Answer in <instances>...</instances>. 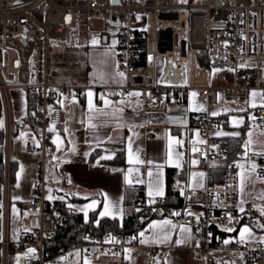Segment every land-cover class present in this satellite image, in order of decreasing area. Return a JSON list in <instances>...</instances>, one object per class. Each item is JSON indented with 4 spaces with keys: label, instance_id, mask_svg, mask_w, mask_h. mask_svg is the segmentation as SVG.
<instances>
[{
    "label": "built area",
    "instance_id": "built-area-1",
    "mask_svg": "<svg viewBox=\"0 0 264 264\" xmlns=\"http://www.w3.org/2000/svg\"><path fill=\"white\" fill-rule=\"evenodd\" d=\"M89 19L104 22L105 28L98 33L99 45L115 47L116 64L125 79L114 85L49 80L50 36L67 39L71 31L86 25ZM22 57H27V78L20 81L17 76L23 67ZM138 57H145L147 62L139 63ZM197 57L207 61L209 67L228 69L230 84L220 88L210 85L209 68L200 65ZM1 67L13 76L14 82L5 80ZM10 87L29 90L39 123L38 146H27L29 150L37 148L40 153L36 181L28 197L19 201L20 209L28 212L29 217L37 215L38 223L22 231L17 241H13L9 233L13 135ZM89 88L98 94L135 90L141 93V105L179 104L181 96L186 94L183 124L175 127L185 129L188 142L200 149L196 154L206 175L203 187L184 188V199L188 205L199 208L193 207L190 212L203 215L199 224L187 212L172 216V222L174 225L188 223L199 229L200 243L194 253L204 255L205 264H212L209 252L213 249L239 251L243 253L245 264H264V243L225 245L222 241H212L209 235L211 224L223 225L229 214L233 218L236 215L239 169L235 165L239 159H244V149L242 143L236 150L238 160L230 159V139L216 135L229 124L230 118L224 113L212 116L208 111V104L218 99V89L223 98L233 101L247 99L250 91L264 92V0H109L107 3L98 0H0V97L4 112L0 264L51 263L54 255L46 250V240L62 223L66 212L73 213L74 209L62 201L47 199L48 140L56 133L49 132L48 128L55 125L57 130L62 122L59 93L69 98L74 93L77 97ZM192 92L197 96L193 97ZM175 99L178 102L173 103ZM199 105L203 106L202 110H191ZM261 105H264V98L253 109L263 136L261 146L254 148L257 152L264 147V107ZM199 112L203 113L199 122L191 125L190 117ZM197 132L199 137L195 135ZM147 135L150 137L152 133ZM199 140L205 143L200 144ZM251 161L258 165L257 172L264 177L261 171L264 170V156L251 155ZM218 164L225 165L224 181L221 185H213L210 167ZM61 178L69 180L71 174L64 172ZM140 187L144 189L143 185ZM146 200L142 190L135 203ZM244 207L247 212L257 210L251 203ZM138 234L119 235L114 241L106 235L88 234L86 242H76L71 247L79 249L83 256L90 254L88 245L94 246L95 251L116 255L127 246L142 244ZM12 246L20 252L15 257L11 256ZM27 247L35 249V253L28 254ZM154 253L151 249L150 254Z\"/></svg>",
    "mask_w": 264,
    "mask_h": 264
},
{
    "label": "crops",
    "instance_id": "crops-1",
    "mask_svg": "<svg viewBox=\"0 0 264 264\" xmlns=\"http://www.w3.org/2000/svg\"><path fill=\"white\" fill-rule=\"evenodd\" d=\"M107 84L114 85L118 83L114 82ZM94 92L98 94V92ZM128 92L137 91L131 90ZM9 95L12 107V118L15 126L11 139L12 192L9 233L10 238L13 241H17L22 231L38 223L37 215L33 214L29 217L28 212L20 209L19 201L28 197L32 186L35 184L40 153L37 148L33 150L27 149L28 145H37L38 133L32 124L25 120L27 115L26 92L21 87H10ZM64 97L66 96L61 97L64 103V107L62 108V122L56 130L63 141L61 150L57 151L56 145L52 143L56 133L51 137L48 146L46 165L48 181L46 185V194L49 201H62L67 206L71 205L74 212L82 214L86 219L88 215L85 217L84 213L78 209L84 208L90 204L93 199L98 201L94 210H96L98 217H101L99 213L103 211L105 195L111 201H117L120 197H123L119 206L124 209V215L132 213L136 206V187L141 189L140 185H143L144 189L142 190L147 196L149 179L147 176L149 167L147 161L152 160L155 163L164 161L169 135L172 138H179L184 141L183 147L180 149L184 155L182 168H180V176L178 177L179 186L184 188L188 186L199 187L191 179V173L196 171L203 172L200 157L192 152L193 147L187 140L186 130L175 127L177 124L174 122H181L182 120L167 117V114L177 113L178 110L161 112L153 108H148V105H141L139 97L128 98L126 95L124 97L111 96L110 99L113 101L121 98L131 99L133 101L131 106L125 107L122 115L124 121L129 125L135 124L136 127L132 131H129L128 127L117 126L119 122L113 119L103 128L89 129L87 126L86 97L77 96V104L70 103L71 97H68V99H64ZM137 100L139 101L138 109L135 107V101ZM98 106H102V102H100ZM0 120L3 121L4 126V112L1 97ZM65 121H67V124H65ZM81 121H83V123H81ZM139 125H143V127ZM65 127L70 130L71 134L63 131ZM2 128H0V130ZM133 132L139 135H133ZM148 132H151L152 136L149 137L147 135ZM228 132H232V130H227V133ZM245 133L243 127L244 141H246ZM108 137H112L113 139H108ZM129 137H131V150L129 149ZM120 145L124 147V164L111 163L107 159H102V157H112L115 149ZM73 148H75V152L72 151ZM137 150H139V152H137ZM85 153H88V155H85ZM137 154L140 159L145 161V164L138 166L140 169L139 173L133 172L134 183L132 186H129L125 183L124 175L128 169L137 167L129 164L130 155L135 159ZM192 159L199 160V164L191 165L190 161ZM248 162L249 161L245 159L238 160V163ZM21 166H23L22 173ZM154 170L153 168V171ZM64 172H69L71 174L69 180L61 178V174ZM18 174H20L19 178ZM137 175H139L144 183H135V177ZM202 183H204V180ZM247 190L259 193L264 191V184L257 181L254 187ZM49 197H52V199H49ZM240 199L241 197L238 193V203ZM247 203L253 205L252 200H249ZM261 203L263 206L264 201L255 200L256 205L259 206ZM13 207L17 210L16 214L13 212ZM91 211L93 210H89L88 214ZM105 217L112 218V216ZM171 217V215H164L152 218L147 222L145 229H147L148 225L153 221H161L163 219H170L172 221ZM116 218L120 219L121 217L117 215ZM182 224L191 227L192 232L190 235L192 239L186 244L177 245L174 241L181 238L179 225ZM223 225L227 227L229 221H226ZM244 225L246 224H242L238 228L237 233ZM1 226L2 192L0 180V238ZM176 226V229L172 232L171 240L166 244L150 243L135 246L130 245L116 255H107L103 252L95 251L87 256H83L77 248L68 247L54 255L50 264H86V262H88V264H205V256H197L194 253V248L197 247V241L200 243L198 228L184 222ZM237 233L235 235H229L225 239L234 238L237 236ZM253 233L257 239L250 243L256 244L259 241V237L264 236V232H258L253 229ZM148 235H151V233L147 231L146 236ZM26 249L28 251V249L31 248L27 247ZM126 249H130L131 251H126ZM151 249L155 250V253L152 255L150 254ZM18 253L20 252L18 251ZM239 253L241 252L235 250L213 249L209 252V258L212 264H233V262H235V264H245L244 256L243 259H241Z\"/></svg>",
    "mask_w": 264,
    "mask_h": 264
},
{
    "label": "snow or ice",
    "instance_id": "snow-or-ice-1",
    "mask_svg": "<svg viewBox=\"0 0 264 264\" xmlns=\"http://www.w3.org/2000/svg\"><path fill=\"white\" fill-rule=\"evenodd\" d=\"M183 2H186V0H183ZM99 41L96 38H93L91 41V44L93 46L97 45ZM107 55V54H106ZM240 67H245V65H241ZM216 71H219V69H216ZM98 79L100 83L107 84L109 80H114L116 83L121 84L123 80L125 79L123 72H116L114 75H108L107 77L103 72H98L93 77V83L95 80ZM83 95L87 99V126L89 129H100L105 127L109 124L111 120L118 121V125L120 127H128L129 131H132L136 125L132 124L129 125L126 121H124L123 112L126 106H131L133 104V101L131 99H119L116 101H113L110 99L111 96H120L124 97L125 95L128 98L133 97H139L141 93L139 92H128V93H102L97 94L95 93L91 88H89ZM191 95L193 97L197 96L196 92H192ZM59 96H63V93H59ZM71 100L70 103L77 104L78 100L76 99V96L74 93L70 94ZM257 96H260L261 98H264V92H257L252 91L250 93V98H252L249 103L251 107L255 108L257 105L254 103V98ZM64 99H68V97H64ZM102 102V106H98V103ZM58 103L60 104L61 108L64 107L63 100H58ZM135 107L139 108V101H135ZM261 107H264V105H261ZM203 106H193L191 110H202ZM212 116L218 115L217 112H212ZM252 119H255V117H251ZM243 118H234L233 119V126H240L243 124ZM83 123V121H81ZM147 123V122H145ZM183 123V121H181ZM65 124H67V121H65ZM140 127H143V125H139ZM3 127V121L0 120V128ZM49 132H56L55 125H52L48 128ZM65 133H70V130L65 127L63 129ZM133 135H139L138 133L133 132ZM167 135V134H166ZM197 137H199V132L195 134ZM216 135L219 136H232V137H238L240 134L238 132L233 133H227V132H218ZM251 132L248 133L249 139L243 142V158L246 161H249L248 163H236V168H238L240 171L237 173V190L241 197L237 208L240 213H245L246 209L244 207L245 203H247L249 200H252L253 207L257 209L261 217H264V206H258L255 204V200L264 201V191H261L259 193H254L252 191H248L247 189L254 187L257 181H259L261 184H264V177H262L260 174H258L257 169L258 165L251 161V155H262L264 156V147L261 148L259 152L254 150L253 147V140L251 139ZM23 136V134H22ZM108 139H113L112 137H108ZM200 144L205 143L203 140L198 141ZM52 143L56 145L57 151L61 150V145L63 143L60 134L56 132L55 138L52 140ZM184 141L179 138H172L170 135L168 136V145H167V151L165 154V159L161 163H155L152 160L147 161V165H149L147 170V176H148V185H147V196H148V204L153 205L158 202V200H162L165 196V182H164V169L165 167H175V168H182L183 163V155L184 153L180 151V149L183 147ZM38 146V142H37ZM215 147V146H213ZM129 149L131 150V137H129ZM73 152H75V148L72 149ZM139 152V150H137ZM193 153H199L200 149L193 146L192 148ZM251 154V155H250ZM85 155H88V153H85ZM203 155V153H201ZM111 157H102V159H110ZM206 158V157H205ZM129 164L135 165L137 167L130 168L125 172L124 180L125 183L129 186H132L134 183L133 179V172L139 173L140 169L138 166H142L145 164V161L139 158V155L137 154L136 158L133 159L130 155L129 158ZM191 165H198L199 160L192 159L190 161ZM153 168L155 169L153 171ZM264 171V170H261ZM23 172V166H21V173ZM18 174V178H19ZM204 172H193L191 173V179L200 187H203L202 181L205 178ZM135 183L136 184H142L144 181L140 179L139 175L135 177ZM177 185L179 186V181H177ZM19 186V185H17ZM181 194L184 193V188H180ZM49 199H52V197H49ZM62 199V198H61ZM123 200V197H120L117 201H111L107 198L105 195V203L103 207V211L99 213L101 217L104 216H112L113 219L119 215L121 218L123 217L124 209L121 208L120 201ZM98 201L93 199L90 204L85 206L84 208L78 209L79 211L83 212L85 217L88 215L89 210H94L97 206ZM71 207V205H69ZM153 211H159L158 209L153 208ZM16 209L13 207V212L16 214ZM136 211H140V209H136ZM170 215L172 216H180V212H172ZM187 215L194 216L197 223L200 222V217L203 214L196 215L192 212H187ZM233 217L231 214L228 215V221L229 224L233 223ZM239 222L238 220L236 221ZM258 227L261 229H264V223L257 222ZM176 225L172 223L170 219H163L161 221H153L148 225V228L145 231H148L151 233V235L146 236L145 231H141L138 234L140 243L142 244H150V243H157V244H166L171 240L172 232L176 229ZM199 230V229H197ZM25 231H28V229H25ZM223 231L232 233L236 232L237 230L234 227H225ZM179 232L181 234V238L174 241L177 245L186 244L190 239H192V236L190 235L192 232V229L188 225H179ZM211 235V234H209ZM132 239H137V237H132ZM257 239L253 233V229L249 227L248 225L242 226L237 236L234 238H228L224 239L222 241L223 244L229 245L232 243H236L239 245H246L250 243L251 241ZM259 242L264 243V236L259 237ZM199 242L197 241V246ZM35 249H28V254H34ZM126 251H131L130 249H126ZM239 256L241 259H243V253H239ZM88 264V262H86ZM235 264V262H233Z\"/></svg>",
    "mask_w": 264,
    "mask_h": 264
},
{
    "label": "trees",
    "instance_id": "trees-1",
    "mask_svg": "<svg viewBox=\"0 0 264 264\" xmlns=\"http://www.w3.org/2000/svg\"><path fill=\"white\" fill-rule=\"evenodd\" d=\"M22 42L23 39L20 38ZM23 67L21 72L17 76L18 80L23 81L27 78V57H22ZM197 61L200 65L208 66L207 61H204L202 57H197ZM139 63H146L145 57H138ZM26 92L27 97V115L25 120L32 124L34 129L39 130V123L37 121L36 115V106L33 95L29 92L27 88H23ZM84 95L80 96L83 97ZM178 102V99H175L173 103ZM185 102H186V94L184 93L181 96V102L178 105H182V109L177 113H185ZM176 113V112H175ZM229 117L228 113H224ZM203 115V113L199 112L192 115L189 119V123L191 125H196L199 122V118ZM14 123H13V133H14ZM241 128L238 133L240 134L238 137L227 136L230 139L232 153L230 155V159L238 160L236 155L237 148L243 143V126H238ZM224 129L232 130L235 132L234 126L229 122L228 125L225 126ZM3 139L4 132L3 128L0 130V180H2V162H3ZM51 139V138H50ZM50 139L48 140V146ZM97 152V151H96ZM95 152V153H96ZM47 157H48V148H47ZM111 163L116 164H124V147L120 145L115 149L114 155L107 159ZM180 170L175 167H165V196L158 204L149 205L146 200L144 203L136 204L135 209L132 213L124 215L122 218H110V217H98L96 210L91 211L88 214V217L85 219L82 214L78 212L67 213L65 214V218L60 225L55 228L54 234L47 238L46 240V250L51 251L53 255L58 254L64 248L71 247L74 243H83L86 242V236L88 234H93L96 236L106 237L110 241H114L117 239L119 235H129L135 236L142 229L145 228L147 222L155 217H161L164 215H170L172 212H180L186 213L189 212L193 205H188L184 199V193L181 194L180 188L181 186L177 185L178 177L180 176ZM211 172V182L213 185H221L224 181V172L225 165L218 164L210 167ZM184 188V187H183ZM142 194V189L136 187L135 196H139ZM56 202V201H54ZM158 209L159 211H153L152 209ZM196 210H199L198 207H194ZM136 209H140V211H136ZM172 216V215H171ZM239 221L238 223L236 221ZM264 223V217H261L257 210L253 212H245L240 213L238 209L236 210V215L233 219V224L236 225V230L242 225H249L251 228L258 232H264V229L258 227L257 222ZM225 228L222 224H211V239L212 241H223L229 235H235L236 232L228 233L223 231ZM18 254V250H16L13 246L11 247V256L15 257Z\"/></svg>",
    "mask_w": 264,
    "mask_h": 264
},
{
    "label": "rangeland",
    "instance_id": "rangeland-1",
    "mask_svg": "<svg viewBox=\"0 0 264 264\" xmlns=\"http://www.w3.org/2000/svg\"><path fill=\"white\" fill-rule=\"evenodd\" d=\"M99 2L107 3L109 0H98ZM105 28V24L99 19H89L86 25H81L74 31L70 32L67 39H61L55 35L50 36L49 50L47 53L49 80L56 82H84V83H100L98 79L93 83V77L98 72H103L105 76L114 75L116 72H121L115 60V47L114 46H100L99 43L95 46L91 44L93 38L98 40V33ZM107 54V55H106ZM219 69V71H216ZM1 73L6 81L14 82L13 76L6 73L5 68L1 67ZM228 69L220 66H212L209 68V83L218 88L230 84L229 77L227 76ZM114 80H109L108 83H114ZM10 89V88H9ZM8 89V90H9ZM218 99L216 102L208 104V111L210 113L217 112L228 113L230 123L233 126L234 118H243L245 129V140L249 139L248 133L251 132V139L255 149L259 148L263 143V136L258 124L256 123L253 114V107H251L248 98L245 100H228L221 96V91L218 89ZM263 98L257 96L254 98L256 105L261 104ZM148 108H153L161 112H168L171 110H181L182 105L167 104L165 102L159 105L148 104ZM177 125L183 123L176 121ZM235 132L241 128L234 126ZM221 132H227L222 129ZM200 172V171H196ZM262 206V203L261 205ZM227 227L236 228L235 224H229Z\"/></svg>",
    "mask_w": 264,
    "mask_h": 264
},
{
    "label": "water",
    "instance_id": "water-1",
    "mask_svg": "<svg viewBox=\"0 0 264 264\" xmlns=\"http://www.w3.org/2000/svg\"><path fill=\"white\" fill-rule=\"evenodd\" d=\"M115 1H117V0H115ZM159 63H161V60H159ZM183 116H184V114H182V113H169V114H167V117H168V118H177V119H181V118H183ZM87 249H88V251H89L90 253H94V252H95V247L92 246V245H88V246H87Z\"/></svg>",
    "mask_w": 264,
    "mask_h": 264
}]
</instances>
